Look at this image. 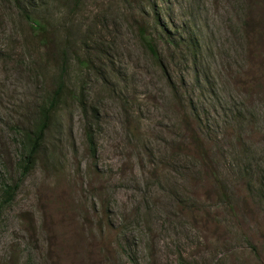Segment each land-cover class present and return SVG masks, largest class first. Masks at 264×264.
Listing matches in <instances>:
<instances>
[{"label":"rangeland","instance_id":"rangeland-1","mask_svg":"<svg viewBox=\"0 0 264 264\" xmlns=\"http://www.w3.org/2000/svg\"><path fill=\"white\" fill-rule=\"evenodd\" d=\"M0 209V264H264V0H0Z\"/></svg>","mask_w":264,"mask_h":264},{"label":"trees","instance_id":"trees-1","mask_svg":"<svg viewBox=\"0 0 264 264\" xmlns=\"http://www.w3.org/2000/svg\"><path fill=\"white\" fill-rule=\"evenodd\" d=\"M28 18L33 21L34 25V31L38 33L46 32L48 23L45 21L41 22L38 20H34L29 14H27ZM30 16V17H29ZM248 28L252 29L251 25H245ZM139 35L140 39L143 42V44L148 48V50L151 52L152 56L156 59H159V53L156 47L153 44V38L150 34H148L147 30L140 27L139 29ZM67 82V81H66ZM66 88V83L64 81H61L58 91L55 93V95L52 98L51 104H50V111H43L40 114L38 122L35 124L34 130L27 134L25 137L26 146H25V153L22 157V178H25L27 174L30 173V171L33 169L37 157L40 155L44 142H45V136L47 135L49 129L51 128V121H52V113L51 111H54L60 104L62 95L66 93L64 91ZM87 148L91 155L94 157L96 148L94 147V140L91 134H87ZM20 183L15 184L14 186H6L4 189V204L9 205L12 203V201L15 198V195L18 191ZM2 216V210L0 209V219Z\"/></svg>","mask_w":264,"mask_h":264}]
</instances>
